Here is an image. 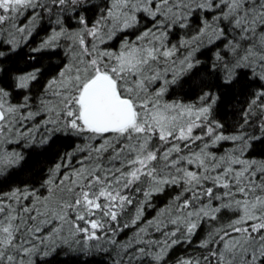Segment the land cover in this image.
Instances as JSON below:
<instances>
[{
  "label": "snow or ice",
  "instance_id": "6c2138e0",
  "mask_svg": "<svg viewBox=\"0 0 264 264\" xmlns=\"http://www.w3.org/2000/svg\"><path fill=\"white\" fill-rule=\"evenodd\" d=\"M86 3L0 0V34L7 31L11 37L7 42L15 47L16 34L30 36L44 13L51 15L53 8L75 12ZM196 10L214 14L211 20L204 16L191 37L170 45L169 34L177 27L188 28ZM141 14L152 21L151 27L134 41L125 39L119 51L105 47L118 33L135 28ZM21 17L27 22L21 23ZM78 24L75 31L61 26L41 44L52 46L61 37L71 42L68 63L49 81L36 111L29 107V97L13 105L8 92L0 88V145L14 138L34 143L35 133L25 123L37 116H44L42 125L49 133L41 144L56 132L84 141L76 152L66 154L67 164L62 161L49 170L39 189L25 186L0 193V264H51L43 258L63 247L110 251L101 241L119 248L116 264H144L146 258L161 264L167 249L180 242L177 233L183 229L182 236L189 239L204 220L210 230L199 246L206 253L179 264H264V161L243 158L249 142L257 137L243 131L215 134L222 125L205 123L215 103L210 93L200 98L199 108L163 100L169 84L193 68V54L205 36L210 43L227 39L234 60L225 64V83L240 68L264 81V0H108L99 6L94 21L79 15ZM225 24L231 29L230 37ZM182 48L188 51L181 57ZM35 79V72L20 76L16 86L25 89ZM256 107L264 116V90L253 97L249 112ZM198 127H206L212 145L231 140L239 142L238 148L218 157L207 150L205 140L203 147L192 151V144L204 139L193 135ZM260 130L264 133V119ZM77 152L81 155L73 164ZM22 159L18 152L0 148V174L10 172ZM168 185L181 186L183 198L177 196L176 211L169 210L166 219L162 211L154 227L156 231L169 224L175 227L162 231L163 241L145 240L148 228L140 227L134 240L120 246L114 239L117 232L137 224L143 204ZM133 193H142L144 200L136 205L135 216L121 226V218L135 203ZM224 209L234 218L213 225ZM152 226L149 221L148 227ZM159 244L163 245L160 251L152 252V246Z\"/></svg>",
  "mask_w": 264,
  "mask_h": 264
},
{
  "label": "trees",
  "instance_id": "16d2710c",
  "mask_svg": "<svg viewBox=\"0 0 264 264\" xmlns=\"http://www.w3.org/2000/svg\"><path fill=\"white\" fill-rule=\"evenodd\" d=\"M105 3H108V0H87V3L77 7L75 12L71 9L66 12L59 10L57 16L63 18L65 29L72 30L79 27V15H85L89 22H92L99 14V6ZM206 14L208 12H203V16ZM201 19L202 16L197 11L193 12L188 21V28L181 29L177 27L169 34L170 45L180 42L182 38L191 37L202 25ZM151 26L152 21L141 14L139 23L135 28L118 33L105 47L116 50V47L125 39L134 41L140 32ZM227 26L226 24L224 28ZM45 29L46 26L44 20H42L28 42L16 49H0V88L8 92L9 100L12 103L14 102L15 105L23 104L26 96L30 98V104H32L31 101L41 95L40 90L45 82L54 79L63 68L65 55L62 53V47L37 50L35 44L38 40L36 39H42L46 35ZM226 35L230 37L227 31ZM224 40L199 47L193 54V68L186 74L181 75L176 83L169 84L163 100L168 103L179 102L195 106L198 105L197 102L205 93H210L211 97L215 99V103L212 104L209 119L205 123H211L213 127L216 123L222 125L217 130L219 134L224 136L235 135L243 131L257 137L249 142L250 146L245 153V157L261 162L264 161V133L258 132L260 130L258 127L262 117L259 115L260 109L258 107L255 108L254 112H249V105L256 93L264 90V81H261L258 76L254 77L251 70L240 68L236 70L231 82L225 83V64L231 63L222 56L227 52V47L223 48L222 46L221 48ZM217 54L222 57L221 60H217ZM33 72L36 73V79L32 80L27 88L20 89L16 86L17 79L20 76ZM245 113H249L248 124H245ZM241 125H243V128H241ZM83 143L84 141L75 135L56 132L45 144H32L26 148H21L20 154L23 159L20 164L11 169L10 172L0 174V193H7L17 187L24 188L25 186L39 189L48 177L49 170L57 163H61L66 158L67 153L76 151L77 147ZM133 195L135 196V203L128 208L124 217L121 218V226L135 216L136 205L144 200L142 193H133ZM177 196L183 198L182 187L176 185L165 186L163 191L154 193L143 204V215L137 224L124 229L123 233L120 236L118 235V244L123 246L129 240H134L140 227L148 228L149 234L144 236L147 241L158 240L159 237L165 238L162 231H171L175 226L169 224L162 231H156L154 224L162 218L160 216L162 211L165 212L163 217L165 219L169 210L172 211L173 208L176 211ZM222 215H225V212H222ZM149 221L153 222L152 227H148ZM203 231V224L200 223L194 236L189 242L185 243L186 241L181 234L183 229H181V232L177 233L180 242L170 247L167 258L173 255L191 256L188 254L195 251L205 253L206 249L193 246L197 241L204 240L202 238L204 236L202 235ZM172 239H175V237ZM137 246L148 247L147 245ZM103 247L111 250L100 251L95 248L91 249L95 252L91 254L88 250H77V247L71 249L63 247L43 259L49 260L51 264H116L121 254L119 248L108 243ZM151 250L154 253L157 252L154 245ZM144 264H153V262L146 258Z\"/></svg>",
  "mask_w": 264,
  "mask_h": 264
},
{
  "label": "rangeland",
  "instance_id": "374dc122",
  "mask_svg": "<svg viewBox=\"0 0 264 264\" xmlns=\"http://www.w3.org/2000/svg\"><path fill=\"white\" fill-rule=\"evenodd\" d=\"M59 10H60L59 8H53L51 15H49L47 13H44L43 16H42V18L37 22V24L34 27L32 33L40 25V22L42 20H44V23H45V26H46V29H45V34L46 35L43 36L42 39H40V38H37L36 39V40H38V42H36V44H35L36 47H37V50L38 51H41L44 48L54 49V48H56L58 46L62 47V49H63V52L62 53L65 55V59H64L65 62L63 64V68H64V66L68 63V60H69V56H68V52H67V46L71 43L69 40L61 37L54 45L48 46V47H43V48L41 47V44L45 40H47L53 34L54 31H58L61 26H64V23L65 22L63 21V18L61 16L60 17L57 16V12H59ZM37 11H39V9H37ZM196 11L200 14V16H202V19H201V21H202L203 18H204L203 12L200 11V10H196ZM30 14H31V10H29L28 12L25 13V17L29 16ZM213 14H214L213 12H208V14H206L205 16H207L208 19L211 20ZM57 19H59L61 21L60 24H57L56 23ZM26 22H27V20L24 17H21V23H26ZM201 26H199V27H201ZM224 26H226V24L223 25V27ZM79 27H80V25H79ZM78 28L72 29L71 31H75ZM225 31H227V33L231 36L232 33H231V29H230L229 26H227L225 28ZM31 37H32V34L30 36H27L26 38H21L20 37V34L17 33L16 34V45H15V47H13L12 44H9L7 42L9 39H11V37L9 36V33L7 31H5L2 34H0V49L1 50H4V49H6V50L16 49L19 46H21L22 44L28 42ZM222 39H225L224 42H223V44L221 45V48H222V46L224 48V47H226L224 45L227 44V39L226 38H222ZM222 39L215 40L212 43L213 44H215V42L216 43H219V41H221ZM108 43H109V41H108ZM179 43L180 42H178L176 44H179ZM209 43L210 42L208 40V37L205 36L203 38V41L200 43L199 47H202V46L207 45ZM121 44H122V42L116 47V50H113V51H119V49L121 47ZM194 47H195V45H194ZM187 51H188L187 49H183L182 48V49H180V52L178 53V55L183 56ZM222 56H224V58H226L225 60L228 61L229 63H232L233 60H234L232 54L228 51V49H227V52H225L224 55L222 54ZM58 74L55 76V78L58 77ZM51 80H53V79H51ZM51 80H48V81L45 82V84L42 86V88L40 90L41 95L38 96L37 98H35V100H32L31 101L32 104H29V107L31 108L32 111H36L40 107V99L42 97H45L46 96L45 88L48 85L49 81H51ZM8 102L11 103V104H13V105H15V103L14 102L12 103L9 100V98H8ZM210 102L211 101H205V103H210ZM177 103H179V102H177ZM197 104L198 105H195L194 107L199 108L201 106V99H199V101L197 102ZM184 105H186V104H184ZM188 105H190V104H188ZM24 111L27 112L28 109H24ZM260 117H262L261 120L264 119V116L260 115ZM43 119H44V116H37L35 120H29V121H27L25 123V128L30 129V130H32L35 133V142L34 143L33 142H26L24 139L14 138L13 139V142L8 143V144L0 145V148H2L3 150H6V151H15V152H18L20 154V149L21 148H26L27 146L32 145V144H41L40 143L41 138L42 137H48L49 136V133L45 130V128L42 125ZM253 120H255V119H253ZM258 129H260V126L258 127ZM23 130H24V128H21V131H23ZM258 132H261V130H259ZM215 134H219V132H218L217 129L215 131ZM193 135H202L204 137V139L198 140V141L195 142V144H192V146H191V150L192 151H198L200 147H203L205 140H207L208 143H209V148L207 150L210 151V152H212V153H214V154H216L218 157L219 156H223L226 153L233 152V150L234 149H237L238 148V145H239V142H236L234 144L231 140H221L218 143H216L215 145H212V143H211V137L207 135V129H206V127H198V128H195L194 131H193ZM247 135H250V134H247ZM249 146L247 147V149L249 148ZM247 149L244 151L243 158L246 159V160H250V159H247L245 157V153H246ZM187 151H188V149H185V152H187ZM74 152H76V151H74ZM235 154L236 155H239V152L236 151ZM80 155H81V153H78V152L76 153V155L73 157V164H75V161L78 159V157ZM250 161H253V160H250ZM63 163H65V164L68 163L67 157L63 160ZM184 167L190 168V170H193V171L196 170L194 166H190V165H187V164H185ZM64 170H66V169H64ZM217 191H223V190L222 189H217ZM205 199H207V198H205ZM213 204L214 205H218L219 204V201H213ZM172 211L175 212L173 210V208H172ZM222 212H225V215H222ZM222 212L219 214V219L217 221L211 222L213 225H215V226L218 227L220 224H227L229 222L230 218H234V214L231 211H229L227 209H224V210H222ZM201 224H203V230H204L203 231V234H202L204 236L202 238L205 239L207 237V235H208L209 230H210V223H209V221L204 220V221L201 222ZM124 229H126V228H122L121 231H118L117 234L115 235L114 239L118 240L117 239L118 238V235L120 236L123 233ZM193 236H194V234L189 239H184V237H183V239L186 241L185 243L189 242V240ZM164 239L165 238H162V237L160 238L159 237V239L156 240V241H163ZM93 243H97V242H93ZM99 243H102V245H106L107 244V242H104V241H101ZM200 243H201L200 241L199 242L197 241L196 243H194L193 246H197L198 248H201L199 246ZM154 246H155V248H157V252H159L160 251V248L163 247L162 244L154 245ZM74 247H78V246H74ZM93 249H95V248H93ZM169 249L170 248L167 249V253H168ZM81 250H85V249H81ZM202 254H204V253L195 251V252H193L191 254H188V255H191V256H184V257H182V256L173 255V256H171L169 258H167V254H166L164 256V259L161 262V264H179V262L182 259H193L194 260L197 257L202 256Z\"/></svg>",
  "mask_w": 264,
  "mask_h": 264
},
{
  "label": "bare ground",
  "instance_id": "6f19581e",
  "mask_svg": "<svg viewBox=\"0 0 264 264\" xmlns=\"http://www.w3.org/2000/svg\"><path fill=\"white\" fill-rule=\"evenodd\" d=\"M88 251H89V250H88ZM90 253L92 254V253H95V252L90 250Z\"/></svg>",
  "mask_w": 264,
  "mask_h": 264
}]
</instances>
